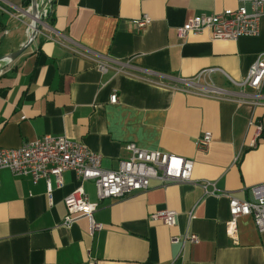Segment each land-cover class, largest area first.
Returning <instances> with one entry per match:
<instances>
[{
	"label": "crops",
	"instance_id": "0c3cea01",
	"mask_svg": "<svg viewBox=\"0 0 264 264\" xmlns=\"http://www.w3.org/2000/svg\"><path fill=\"white\" fill-rule=\"evenodd\" d=\"M240 1L51 0L34 41L0 74V149L64 137L114 170L133 143L191 160V180H154L146 192L99 201L102 229L90 236L85 218L63 225L64 198L80 187L97 202L93 183L67 171L60 186L51 177L49 194L44 180L1 170L0 264H264V232L245 216L229 237L228 199L211 195L251 201V188L264 184V84L260 99L238 86L264 53V17L256 37L235 42L177 36L188 18ZM25 3L0 0V57L28 40ZM144 15L151 21L139 29ZM204 133L211 141L199 151ZM161 209L176 213L174 227L150 219ZM189 235L198 241L171 242Z\"/></svg>",
	"mask_w": 264,
	"mask_h": 264
},
{
	"label": "built area",
	"instance_id": "2783aa9c",
	"mask_svg": "<svg viewBox=\"0 0 264 264\" xmlns=\"http://www.w3.org/2000/svg\"><path fill=\"white\" fill-rule=\"evenodd\" d=\"M38 6L41 10L38 11L37 16L44 22L50 12L51 0H39ZM263 17L264 0H241L240 6L235 10L188 18L177 28V36L186 39L189 35H201L207 32L213 41L235 42L241 37H256ZM150 21V18L144 15L140 20L134 21V24L140 29ZM263 84L264 53H261L249 68L246 78L238 86L258 93L255 97L260 99ZM116 101L117 96L114 93L110 96V102L114 104ZM255 102L257 103V100ZM256 129L257 133L261 130L259 125H256ZM210 141V133H204L197 139L195 146L197 150L205 151ZM125 148L130 153L129 159L119 162L114 170H106L101 167V156L87 149L82 143L64 137L45 135L23 143L16 149H0V171L7 169L14 177H28L34 183L44 180L49 194L52 189L51 177H54L57 185L60 186L61 176L67 171L74 173L82 183H93L97 202H90L80 187L75 189L64 198L67 216L63 221V225L68 226L79 218H85L88 221L89 235L93 236L102 229V225L94 220L99 201L121 200L146 192L150 182L154 180L162 185L191 180L193 162L189 159L159 151H146L133 143L127 144ZM206 187L207 185H204V188ZM250 192L251 201H241L222 193L216 195L215 191L211 193L228 199L227 235L229 237H233L237 232L238 219L245 216L253 218L259 233L264 232V184L252 187ZM150 219L160 221L167 227L176 225V213L166 209L156 211ZM180 241L183 244L188 242L193 244L198 239L196 235H189L181 240L178 238L171 240L172 243ZM87 264H96V262L89 260Z\"/></svg>",
	"mask_w": 264,
	"mask_h": 264
},
{
	"label": "water",
	"instance_id": "95a60500",
	"mask_svg": "<svg viewBox=\"0 0 264 264\" xmlns=\"http://www.w3.org/2000/svg\"><path fill=\"white\" fill-rule=\"evenodd\" d=\"M27 15L30 17V23L28 27L31 29L27 42L17 51L10 53L9 55L0 57V70H2L6 65L14 61L19 57L34 41L35 37L40 31L44 22L39 19L37 16V0H31L30 6L25 10ZM43 23V24H42Z\"/></svg>",
	"mask_w": 264,
	"mask_h": 264
},
{
	"label": "trees",
	"instance_id": "16d2710c",
	"mask_svg": "<svg viewBox=\"0 0 264 264\" xmlns=\"http://www.w3.org/2000/svg\"><path fill=\"white\" fill-rule=\"evenodd\" d=\"M31 0H26L25 6H28L30 4Z\"/></svg>",
	"mask_w": 264,
	"mask_h": 264
}]
</instances>
